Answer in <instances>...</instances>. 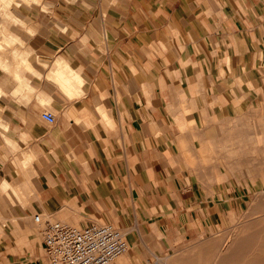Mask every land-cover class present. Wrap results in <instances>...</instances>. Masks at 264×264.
<instances>
[{"label":"clouds","instance_id":"clouds-1","mask_svg":"<svg viewBox=\"0 0 264 264\" xmlns=\"http://www.w3.org/2000/svg\"><path fill=\"white\" fill-rule=\"evenodd\" d=\"M245 150L264 152V0H0V264H68L44 240L130 207V174L150 231L224 237Z\"/></svg>","mask_w":264,"mask_h":264},{"label":"crops","instance_id":"crops-1","mask_svg":"<svg viewBox=\"0 0 264 264\" xmlns=\"http://www.w3.org/2000/svg\"><path fill=\"white\" fill-rule=\"evenodd\" d=\"M108 15L109 14L107 12L104 14L105 21H100L92 16H89V24L94 25L97 23H104L106 22ZM76 16L80 19L81 22H84L86 20V17L80 12H76ZM128 47L132 48L134 47V44H130L128 45ZM237 63H238V58L234 57L233 59L234 66ZM93 74H94L93 70L89 69V75H93ZM131 83L133 86V90H135V87L137 86V81H131ZM107 103L111 105L112 101H108ZM155 103L159 104L160 102L157 101ZM240 118L243 119V117ZM137 127L142 128L143 126L139 124V122H137ZM243 131L244 133L241 134ZM239 134L240 136L248 135V132L246 129H241ZM82 135H84V138L86 139L88 138L94 139V137L91 136V133L82 134ZM101 156H103V153H101ZM137 168L139 170L140 166L138 165ZM156 168L157 171L162 170L161 165L159 164L156 165ZM97 169L98 171H105V174H107V170H106L107 162L104 160L99 161L97 163ZM121 170H123V166H121ZM130 179H131V186H129L127 182H125L124 184V187L129 189V199L127 203L128 205H130V207H128L126 210H118L117 208H112L110 211H106L103 216L97 217L96 215H92L90 217V218H95V220H98L95 222H99V221L101 222V221H105V219H110V222H113L117 225L119 224L123 227V229H127L126 230L127 239L129 242L133 244V247L132 248L130 247L125 253L121 255L123 257L122 264H151L153 260L158 259V257L162 255L171 256V257H167L168 264H206L207 258L231 255V254H222L221 253L222 250L197 248L202 243L200 245L195 246L193 249H191V251L180 249L181 246L187 242L198 241L200 239L206 238L211 235V234H207L205 231H199L195 234H191L187 240H185L183 243L179 245L173 243V239L176 235L174 224L164 225L163 223L165 222L161 220L162 224H159V227H157L156 224H153L150 231L148 217L145 215L144 208L142 206L143 201L145 199L143 190H141L139 200L135 202L131 200V188L135 187L137 184H143L144 183L143 179L135 174H130ZM200 186L204 187V185L201 184ZM144 188H148V185L145 184ZM110 189H111V185H101V192H103L106 196L110 197L111 200H115L124 194L122 190L121 192H111ZM193 189L196 192V194H199L198 186L194 184ZM135 195L136 194L133 193L134 197ZM190 195L191 193L185 194V199L189 198ZM82 199H86V197H82ZM89 202L96 203L95 201H89ZM133 203H135L136 205L135 207H131ZM224 207H226V205ZM89 211H92L91 207L89 208ZM219 214L221 216H224L223 212H220ZM213 221L219 223L220 222L219 217L214 216ZM86 225L88 224H85L84 222L83 226ZM136 225L140 226L141 232H139L136 228H134ZM208 225L209 227H211L212 233L217 230L214 226L211 225L210 220L208 221ZM161 229L165 230L167 233L168 240H167V244L165 243V245L159 243L158 240L156 239V235H154V233L158 234ZM142 237L144 238L146 244L143 243ZM36 264H44V261L42 259L37 258ZM224 264H226V261Z\"/></svg>","mask_w":264,"mask_h":264},{"label":"built area","instance_id":"built-area-1","mask_svg":"<svg viewBox=\"0 0 264 264\" xmlns=\"http://www.w3.org/2000/svg\"><path fill=\"white\" fill-rule=\"evenodd\" d=\"M40 222V217H36ZM45 248L53 253L63 249L68 264H111L116 256L122 255L130 244L122 229L113 222L99 221L86 226H76L45 239ZM151 264H161L158 259Z\"/></svg>","mask_w":264,"mask_h":264},{"label":"rangeland","instance_id":"rangeland-1","mask_svg":"<svg viewBox=\"0 0 264 264\" xmlns=\"http://www.w3.org/2000/svg\"><path fill=\"white\" fill-rule=\"evenodd\" d=\"M37 40H38L37 41L38 43L41 42L39 40V38H37ZM243 133H244V131L241 134H243ZM239 136H240V134H239ZM247 137H248V135H241L240 136L242 142L245 144L248 143ZM241 157L243 159L244 158L248 159L249 161L254 160V159L262 160V159H264V152L260 153L257 156H252L248 151L245 150V151L241 152ZM244 172L247 173L246 176L244 175ZM236 179H237V185L238 186H233V188H230L229 191H233V190L235 191V193L233 194L235 196L234 203H235V205L239 206V210H240L241 215H243L245 213L244 214V220L239 225L235 226L237 228L236 231H233L232 228L225 229L224 230V237H223L224 240L230 239V237L234 236L235 233L239 232L242 225L249 224L251 222H254V221L264 217V210L259 209L258 207L255 208L256 211L254 213L251 214L249 212V210H251V208L253 209L255 207L256 202L258 200H262V199L264 200V168H259V169L255 168V166H252L251 163H249V162L246 163V165L239 163L238 169H237ZM200 184L205 186V181L201 180ZM210 194L214 195V193H210ZM260 202L258 201L257 205ZM252 203H254V204H252ZM34 212H35V210H34ZM44 215L47 218V216H48L47 210H45ZM27 219L30 222L32 221L31 216L28 217ZM90 221H91L90 223L88 220H85L84 222H85V224H91V223L98 221V220H95V218H90ZM105 221L110 222V219H105ZM78 226H80V225H78ZM81 226H83V225H81ZM117 226H119L122 229L123 233L127 237V231H126L127 229H123V227L119 224ZM137 226H139V225H136L134 228L137 229ZM221 228H223V224L221 225ZM221 237L222 236L219 234L218 230H216L213 232L212 235H210L206 238L200 239L198 241L187 242V243L183 244L180 249L181 250L185 249V250L191 251V249H193L197 245H200L201 243L203 244L206 241H210L211 239H217V238H221ZM221 241H222V239H221ZM44 244L45 243L43 242V248H45ZM129 244H130V247L132 248L133 244L131 242H129ZM220 244H222V242ZM43 248L41 249V251H43ZM189 253H191V252H189ZM163 257L166 258V257H171V256L162 255V258ZM216 258H218V257H216ZM12 259L14 260L15 258H12ZM212 259H215V257H212ZM169 261H170V259H169Z\"/></svg>","mask_w":264,"mask_h":264},{"label":"bare ground","instance_id":"bare-ground-1","mask_svg":"<svg viewBox=\"0 0 264 264\" xmlns=\"http://www.w3.org/2000/svg\"><path fill=\"white\" fill-rule=\"evenodd\" d=\"M248 162L252 166H255V168H264V159L249 161L248 159L242 158L240 163L246 165ZM262 200H258L261 202L257 205V201V206L255 205L253 209L251 208L249 210L251 214L256 211L255 208L257 207L264 210V200ZM137 229L141 232L140 226H137ZM223 240V237L211 239L197 247L199 249L222 250V254H231L230 256L215 257V259H212V257L207 258L206 264H224L225 261L226 264H264V217L249 224L242 225L239 232L235 233L234 236L230 237V239ZM221 242L222 244H220ZM143 243L146 244L144 238ZM166 258L159 256L158 260L161 264H168ZM114 261L111 264H114Z\"/></svg>","mask_w":264,"mask_h":264}]
</instances>
